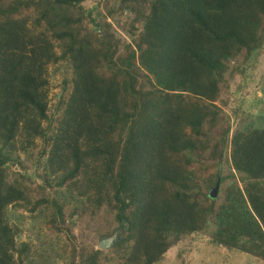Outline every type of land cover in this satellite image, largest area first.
<instances>
[{"label":"trees","instance_id":"16d2710c","mask_svg":"<svg viewBox=\"0 0 264 264\" xmlns=\"http://www.w3.org/2000/svg\"><path fill=\"white\" fill-rule=\"evenodd\" d=\"M84 1L0 0V264L62 256L17 240L16 209L72 239L73 217L114 211V256L72 246L61 264H158L208 225L211 251L264 261V91L256 111L220 97L264 50V0ZM51 69L63 111L43 128Z\"/></svg>","mask_w":264,"mask_h":264},{"label":"rangeland","instance_id":"374dc122","mask_svg":"<svg viewBox=\"0 0 264 264\" xmlns=\"http://www.w3.org/2000/svg\"><path fill=\"white\" fill-rule=\"evenodd\" d=\"M97 0H85L82 4L85 8H90L95 5ZM113 29L117 32L120 28L113 25ZM123 34V32H122ZM123 39L127 40L125 37ZM233 77H228L220 97L223 99H230L233 103L228 106L229 110L236 108L239 103L242 104V109L260 110V105L256 102V97H260L264 91V50L257 53L256 56L242 60ZM235 66V64H231ZM68 72L64 69H51L49 73L48 85V105H47V120H43L41 125L45 128L48 124L54 123L53 120L61 115L63 108L55 107L56 100L62 96V78ZM247 74V77H246ZM148 76L149 78H147ZM140 75V81H143L148 90H155V86L151 84L152 77L150 75ZM144 77V78H143ZM216 104H221L220 100L215 101ZM59 108V109H58ZM227 110V111H229ZM233 121V117L231 119ZM261 121L254 119L251 125L259 126ZM236 124V122L234 123ZM231 136V134H230ZM15 166V163H12ZM196 174L201 171L200 165L194 163L188 166ZM43 212L49 216L50 208L42 207ZM104 211V210H103ZM90 214V215H89ZM84 213L74 219V228L72 239L66 232L54 233L50 231L45 222L40 217H35L25 212L22 209H16L11 213V219L21 227L20 234L17 236L18 241H31L34 245L39 240H46L51 244L57 245L56 262L61 264L69 255L72 246L79 248L80 246H90L94 244L97 248L99 237L98 231L111 226L112 214L114 211H100L98 213ZM68 218V215H65ZM115 225V224H114ZM213 226L208 225L204 231L184 237L171 246L164 254L163 258L158 264H264V261L247 253L235 249H223L216 247L215 252L211 251L208 246V236ZM115 231V230H114ZM113 234V233H112ZM111 235V234H109ZM105 236V235H104ZM104 250L109 256H114V252L109 248H100Z\"/></svg>","mask_w":264,"mask_h":264},{"label":"water","instance_id":"95a60500","mask_svg":"<svg viewBox=\"0 0 264 264\" xmlns=\"http://www.w3.org/2000/svg\"><path fill=\"white\" fill-rule=\"evenodd\" d=\"M219 181L220 180L218 178L216 180V182H215V186L210 189L209 194H210L211 197H215L216 196V190L218 188ZM121 231H122V229L118 228L111 235L100 236L97 248H108V247L110 248V247L114 246V244L118 240H120Z\"/></svg>","mask_w":264,"mask_h":264}]
</instances>
